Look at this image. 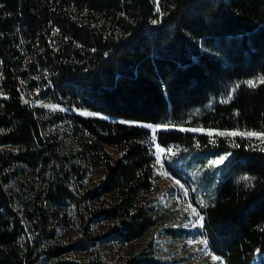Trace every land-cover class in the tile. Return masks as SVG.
<instances>
[{
	"label": "trees",
	"instance_id": "16d2710c",
	"mask_svg": "<svg viewBox=\"0 0 264 264\" xmlns=\"http://www.w3.org/2000/svg\"><path fill=\"white\" fill-rule=\"evenodd\" d=\"M260 75L264 0H0V264H164L143 123L241 133L156 139L230 153L205 234L225 264H264V139L243 135L264 132Z\"/></svg>",
	"mask_w": 264,
	"mask_h": 264
},
{
	"label": "rangeland",
	"instance_id": "374dc122",
	"mask_svg": "<svg viewBox=\"0 0 264 264\" xmlns=\"http://www.w3.org/2000/svg\"><path fill=\"white\" fill-rule=\"evenodd\" d=\"M262 79H264V75H260L251 81L257 82ZM41 103L49 106L57 105L53 101H42ZM143 125H152L155 128V132H153V128H150L152 131V146L156 154L155 165L160 175L158 189L155 194L159 205L169 213L155 234L158 254L164 259V264H225V260L211 247L205 234L203 219L201 220L200 217H202L201 206L206 205L214 195L215 187L222 176L223 166L221 163L210 165L209 162L218 160L221 156L226 158L230 153L223 151L211 155L201 153L198 149L181 155L179 149L182 148V145H161L156 139V131L159 128H181L194 132L211 133V135L233 133L234 131L216 130L204 126L188 127L176 123L164 126L154 123H143ZM248 132L264 134V132L256 130L244 131V133ZM253 137L264 139V135ZM158 149L164 151L161 152ZM169 149H171L170 152ZM158 156L160 158L159 163H157ZM176 181H179V183H176ZM192 209H195V213ZM169 227L182 228L184 233L181 236H174L167 232ZM205 240L207 246L200 243V241ZM189 241H192V243H189ZM138 244L139 241L135 243L134 248ZM257 255L258 257L260 255L264 256V250H260ZM212 256H217L220 260L214 261ZM256 264H260L258 259Z\"/></svg>",
	"mask_w": 264,
	"mask_h": 264
},
{
	"label": "snow or ice",
	"instance_id": "6c2138e0",
	"mask_svg": "<svg viewBox=\"0 0 264 264\" xmlns=\"http://www.w3.org/2000/svg\"><path fill=\"white\" fill-rule=\"evenodd\" d=\"M157 11H159V9H157ZM155 22V21H154ZM261 83H264V79H262L261 81H260ZM247 83H248V85L249 86H252V87H254L255 86V83L253 82V81H251V80H249V81H247ZM49 107H53V108H55L56 106H49ZM84 115H95V113H83ZM121 123H125V121H121ZM144 127H149V128H153V126L152 125H143ZM156 127H160V126H156ZM153 132H155V128H153ZM210 135H211V133H209ZM220 135H225V134H227V135H241V133H236V132H233V133H219ZM243 135H247V136H257V135H264V134H258V133H253V132H248V133H244ZM159 151H164L163 149H158ZM169 152L171 151V149H169L168 150ZM224 159H225V157L224 156H221V157H219V159L218 160H213V161H210L209 162V164L210 165H218V164H220V163H222L223 161H224ZM160 162V158H159V156L157 157V163H159ZM245 179H247V177H245ZM176 183H179V181H176ZM189 207H191L190 205H189ZM192 211H193V213H195V209H192ZM200 219L202 220L203 219V217H200ZM189 243H192V241H189ZM200 243H202V244H204L205 246H207V241L205 240V241H200ZM212 259L215 261V260H220V258L219 257H217V256H212Z\"/></svg>",
	"mask_w": 264,
	"mask_h": 264
}]
</instances>
